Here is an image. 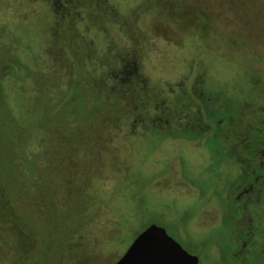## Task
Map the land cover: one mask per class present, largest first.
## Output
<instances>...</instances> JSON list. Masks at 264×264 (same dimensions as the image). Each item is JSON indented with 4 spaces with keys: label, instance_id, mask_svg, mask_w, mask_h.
Returning <instances> with one entry per match:
<instances>
[{
    "label": "rangeland",
    "instance_id": "1",
    "mask_svg": "<svg viewBox=\"0 0 264 264\" xmlns=\"http://www.w3.org/2000/svg\"><path fill=\"white\" fill-rule=\"evenodd\" d=\"M46 2L0 0V182L8 184L0 264H115L152 225L200 264H231L248 240L246 201L236 200L248 189L237 190L245 176L228 149L245 131L264 143V0ZM70 9L77 32L61 25L62 45L58 22ZM72 35L84 60L99 57L98 83L87 63L72 79L78 53L64 45ZM119 52L158 96L184 76L187 86L202 78L206 93L233 104L235 132L190 137L165 121L161 132L135 129L142 91L120 83ZM261 198L253 210L264 212V190ZM237 202L232 214L227 205Z\"/></svg>",
    "mask_w": 264,
    "mask_h": 264
},
{
    "label": "flooded vegetation",
    "instance_id": "2",
    "mask_svg": "<svg viewBox=\"0 0 264 264\" xmlns=\"http://www.w3.org/2000/svg\"><path fill=\"white\" fill-rule=\"evenodd\" d=\"M96 2H97V6H99L101 0H96ZM51 3L53 4L54 2L51 1ZM100 13L102 14L104 12L101 11ZM76 14H78V12H76ZM72 15H73V10L70 9V12L63 15L61 19L67 18V19L75 20V18H73ZM110 19L112 20L111 17ZM82 20L83 17H81L80 21ZM114 23L117 24L119 22L117 21ZM134 50H135L134 52L141 51L140 48H134ZM126 52L127 54L130 53L128 51ZM119 53L120 54L117 56L119 58L117 61L119 64L118 67L121 68L122 75L125 77V78H121L120 83L127 90L135 91L139 89L142 91V93L139 94L142 96L140 98H137L139 102H136V107H135L137 114L133 120V125L138 126L135 129L138 130L143 129L145 131L158 130L160 132L162 130L156 128L157 124L158 122H162L161 127L164 128L166 127L163 125V122L165 121L166 125H168L169 132H171L173 128H176L177 130L180 131L181 129H183L182 132H178V133H183L186 134V136H190V137H193L195 134H199L200 137L205 138L208 134L214 132L211 135V137L217 139L225 136L227 140L228 138L226 134H221V133L235 132L233 128H230L232 124L231 125L229 124V128L225 130L224 128H222V126L220 129H215L212 127V121H214V119L218 121L217 126L221 125V121H223L224 111L226 110L227 105L224 106V104L217 102L213 98L209 96L208 97L204 96L206 93L203 91L200 81L198 82L195 80L191 83L190 87H186V88L182 87L183 85L174 86V88L177 87L175 89H170L169 86H166L168 94L163 92L162 94L165 93V96H163L162 94L158 96L159 92L158 94H156L157 87L154 88L155 87L154 82L153 81L141 82V80L137 78L139 73L137 69L131 66V64L127 65L126 63H124L125 60L123 61V58L119 57L120 55H122L121 52ZM199 77L201 78L202 76ZM109 83L110 81H107L104 84L106 85ZM177 89H181L182 94L177 95L176 94ZM151 92L153 96H150L151 100L146 102L145 99L148 95H150ZM176 95L179 97H176ZM177 98L180 99L183 98L184 100L183 109L177 108L175 106ZM160 100L161 103H158V101ZM171 100H173V102H171ZM186 103H191L194 106V109H192L191 107L185 108V106L187 105ZM171 114L178 115V118L176 119V121L178 122V126L176 127L174 122L170 121ZM234 115L235 113L232 112L231 116L234 117ZM184 130H187L189 132H184ZM256 131L263 132V130L261 129H256ZM245 132L246 133L243 134L242 136L240 135L241 133H234L235 138L237 139L234 145H232L228 149V152L230 153V155H232L233 159L240 164L241 174L245 176V178H242L243 179L242 181L245 182V184L239 186L237 190L240 191V189H245V188L248 189L247 191H245V193L243 192L241 194L238 193L236 196L237 201L240 200L242 197L246 201L245 205L243 204V210H245L248 214V221H246V228H247L246 232H247L248 240H246V243L243 245L239 243V246L235 250V252L234 253L232 252L233 254L231 253V256L233 255V257L232 260L230 261L231 264H261L260 256L264 255V226H263L264 212L262 211V209L253 210L251 208V205L260 204L262 202L261 195L264 190V161H261L260 155L263 156L264 158V143H262V141H259V138L257 139L252 138L250 132L248 131ZM172 134L175 135L174 133ZM240 149L242 152L247 153V154L243 153L242 155L243 158L241 157V154H239ZM256 157L258 158L257 161H255ZM253 180L256 181L257 184H254ZM253 186H255V188H253ZM227 206L228 209L232 212V214H237L239 208H241L239 202H237L235 205L234 203L233 204L231 203L228 204ZM199 264H200V259H199Z\"/></svg>",
    "mask_w": 264,
    "mask_h": 264
},
{
    "label": "trees",
    "instance_id": "3",
    "mask_svg": "<svg viewBox=\"0 0 264 264\" xmlns=\"http://www.w3.org/2000/svg\"><path fill=\"white\" fill-rule=\"evenodd\" d=\"M37 2H38V0H36ZM45 1H47V2H49L50 0H45ZM46 2V3H47ZM55 3V2H54ZM52 4V3H51ZM94 4H97V2H95ZM53 5V4H52ZM99 6H101L102 8H103V4H101V2L99 3ZM92 8L93 9H95V7H90L89 9L90 10H92ZM99 9V8H98ZM98 9H95L94 11H96V12H98V13H100L102 10H98ZM73 10V9H72ZM78 11H79V9H77ZM74 12H75V9L73 10ZM90 13H92V11H90ZM102 14H106V13H102ZM78 16L79 17V13L78 14H76V12L75 13H73V15H72V17L73 18H75L76 19V17L75 16ZM138 18V17H137ZM78 19V18H77ZM73 20L74 19H60V22H58V25H59V27H58V30H57V36H58V38H57V43H59V42H61V44L63 45V43L65 42L64 40H63V38L61 37V35H60V32H59V29H60V26L62 25H65L67 28H68V31H69V34H72V33H76L77 32V27H76V25L77 24H73ZM99 29V28H98ZM72 36H74L75 37V40L74 41H72V39L74 38V37H71L70 39H69V41H71V43L69 42L68 44H64L66 47H69L70 48V52L72 53V55L74 56V55H77V53H78V57H76V60H75V65H76V67H77V74H78V76H76V75H72V79H74V78H79L80 77V73H79V69H80V67H81V64L83 65V63H87L88 64V67L87 68H85L86 69V74H87V76H89V77H91L93 74H95L96 75V73L98 72L95 68H97V66H95L94 65V63H95V60L97 59V58H99V57H97L96 56V58H93V59H91V57H89V58H87V60H84V57H86V56H84L83 55V53H82V51H80V50H77V53H76V49H80L82 46V43L80 42L79 43V41H78V39H77V37L75 36V35H72ZM75 42V45L73 44ZM81 44V45H80ZM74 46H77V48L75 47L74 48ZM74 48V49H73ZM82 50V49H81ZM74 52V53H73ZM12 57V60H15L16 59V57L12 54L11 55ZM120 58L121 57H123L122 55H120L119 56ZM63 58V60L65 61L66 60V58H65V56H63L62 57ZM106 57H103V59H105ZM110 56H109V60H110ZM91 59V60H90ZM118 57L117 58H115V61H118ZM73 60H74V58H73ZM78 60H80V61H78ZM103 62V60L101 61V63ZM103 64V63H102ZM105 64V63H104ZM112 64V62L110 63L109 62V65H111ZM113 64H115V63H113ZM69 65V61L68 60H66V63L64 64L63 63V66L64 67H67ZM115 65H119L118 64V62L115 64ZM136 63L134 62V63H132L131 64V66H133L134 68H136L137 69V71L139 72L140 71V66H138V65H136ZM130 66V67H131ZM109 67H111V66H109ZM88 69H91V73L89 72L90 70H88ZM95 69V70H94ZM94 76V75H93ZM92 76V77H93ZM144 77V78H143ZM199 76H197V78H198ZM137 78H139V73H138V76H137ZM95 77H93L92 78V82L93 83H98V82H96L95 81ZM200 79V77L198 78V80ZM140 80H141V82H147V81H151V80H147L146 78H145V76H144V74H143V71H142V76L140 77ZM196 80V77L194 76L193 77V79H192V82L193 81H195ZM189 81H190V79L187 77V76H184V80H182V84L181 85H183L182 87H190V86H187V83H189ZM197 81V80H196ZM200 81V84H201V86H202V89H203V85H204V81H203V79L201 78V80H199ZM198 81V82H199ZM101 83V85H102V82H100ZM92 86H94V85H91V87ZM175 86H177V85H175ZM178 90V89H177ZM176 90V91H177ZM204 92H205V90H203ZM206 93V92H205ZM176 94L177 95H179L177 92H176ZM182 94V93H181ZM176 95V97H179V96H177ZM203 96V95H202ZM204 96H209V97H211V98H213L214 100H216L217 102H219L220 103V98H218L217 96H213L212 94H209V93H206ZM175 97V96H174ZM199 99H200V96H199ZM213 100V101H214ZM171 102H173V100H171ZM177 102H179V105H177L176 107L177 108H184L183 107V104H184V100H183V98H177ZM197 102H199V101H197ZM234 102V101H233ZM187 105L185 106V108H188V107H191L192 109H194V106L191 104V103H186ZM227 105V107H226V110L224 111V116H223V121H221V125L220 126H217V124H218V121L217 120H215L214 119V121H212V127L213 128H215V129H220L221 128V126H222V128H225L227 125H231L233 122H234V120L235 119H233L234 117L233 116H231V113L233 112V113H235L234 112V106H233V104L232 103H229V104H224V106H226ZM198 106V105H197ZM235 106H237V104H235ZM240 109V107L238 108V110ZM260 109H262L261 111H264V108H260ZM116 121H118L117 119H116ZM260 125V124H259ZM263 126V125H262ZM231 128V127H230ZM168 132H169V130H168V127L167 128H165ZM261 129H264V127H262ZM161 132V131H160ZM16 167H19L18 165L16 166ZM4 178V177H3ZM8 184H6V181H4V180H2L1 179V182H0V193H2V195H1V197H2V199H3V201L2 202H4V207H6L5 205H8V200L6 201V198H7V196H4L5 194H6V192H7V189H8V186H7ZM8 199V198H7ZM2 205H3V203H1ZM4 212V211H3ZM1 213H2V211H1ZM7 213L9 214V215H11L12 216V213L11 212H8L7 211ZM3 214V213H2ZM5 214V213H4ZM16 223L18 224V225H24L23 223H21V222H17L16 221ZM141 234V233H140ZM139 234V235H140ZM138 235V236H139ZM137 236V237H138ZM136 237V238H137ZM25 238V237H24ZM135 238V239H136ZM135 241V240H134ZM133 241V242H134ZM129 249V248H128ZM127 252V251H126ZM125 252V253H126ZM123 257V256H122ZM121 257V258H122ZM263 257V258H262ZM120 258V259H121ZM260 258H261V260H260V263L261 264H264V255H261L260 256ZM119 259V260H120ZM119 260H117L116 261V263L119 261ZM115 263V264H116Z\"/></svg>",
    "mask_w": 264,
    "mask_h": 264
},
{
    "label": "water",
    "instance_id": "4",
    "mask_svg": "<svg viewBox=\"0 0 264 264\" xmlns=\"http://www.w3.org/2000/svg\"><path fill=\"white\" fill-rule=\"evenodd\" d=\"M116 264H199L165 229L152 225L131 244Z\"/></svg>",
    "mask_w": 264,
    "mask_h": 264
}]
</instances>
